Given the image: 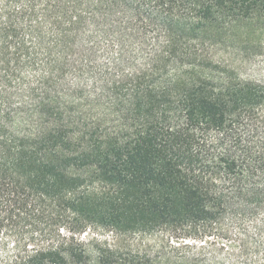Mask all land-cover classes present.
<instances>
[{"label":"trees","instance_id":"1","mask_svg":"<svg viewBox=\"0 0 264 264\" xmlns=\"http://www.w3.org/2000/svg\"><path fill=\"white\" fill-rule=\"evenodd\" d=\"M249 19L264 0H0V264H264V83L217 58Z\"/></svg>","mask_w":264,"mask_h":264},{"label":"rangeland","instance_id":"2","mask_svg":"<svg viewBox=\"0 0 264 264\" xmlns=\"http://www.w3.org/2000/svg\"><path fill=\"white\" fill-rule=\"evenodd\" d=\"M228 31L230 43L218 49L217 58L233 70L230 73L234 76L264 83V23L258 19L237 20L231 24ZM88 233L90 234H86V238L96 236L101 241L106 240L123 247L131 246L146 252L170 251L172 244L183 242L168 232L128 235L119 238L104 228L88 231ZM183 250L195 253L198 247L187 246Z\"/></svg>","mask_w":264,"mask_h":264}]
</instances>
